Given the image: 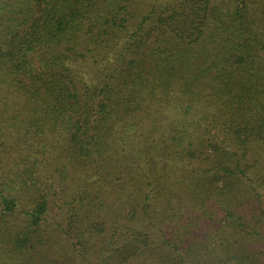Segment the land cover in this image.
<instances>
[{"label": "trees", "instance_id": "trees-1", "mask_svg": "<svg viewBox=\"0 0 264 264\" xmlns=\"http://www.w3.org/2000/svg\"><path fill=\"white\" fill-rule=\"evenodd\" d=\"M0 264H264V0H0Z\"/></svg>", "mask_w": 264, "mask_h": 264}]
</instances>
